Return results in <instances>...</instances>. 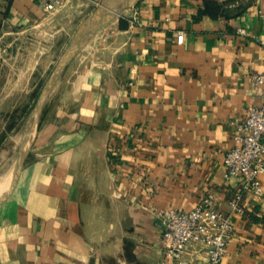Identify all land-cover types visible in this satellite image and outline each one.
Wrapping results in <instances>:
<instances>
[{
	"label": "crops",
	"instance_id": "0c3cea01",
	"mask_svg": "<svg viewBox=\"0 0 264 264\" xmlns=\"http://www.w3.org/2000/svg\"><path fill=\"white\" fill-rule=\"evenodd\" d=\"M102 1L68 0L58 20L95 26ZM259 10L264 0L231 12L138 0L104 22L42 98L17 176L0 180V264H172L153 208L189 210L213 192L227 212L238 191L221 264H264V172L258 197L223 162L264 99ZM49 15L38 0H0V34L28 35ZM183 264H206L199 244Z\"/></svg>",
	"mask_w": 264,
	"mask_h": 264
},
{
	"label": "rangeland",
	"instance_id": "374dc122",
	"mask_svg": "<svg viewBox=\"0 0 264 264\" xmlns=\"http://www.w3.org/2000/svg\"><path fill=\"white\" fill-rule=\"evenodd\" d=\"M117 1L120 0H104L94 9L107 5L108 10L104 12H108ZM253 1L210 0L220 12L239 11ZM65 6L59 4L56 9L46 10L47 15L50 14L46 20L49 22L30 26L28 35H20V28L13 29L6 39L0 34V180L15 171L20 151L24 156L35 125L36 113L33 112L41 92L84 26L81 24L88 14L73 23L67 16L60 17L59 22L58 16H62ZM60 30L66 32L58 33ZM3 44L10 46L6 49Z\"/></svg>",
	"mask_w": 264,
	"mask_h": 264
},
{
	"label": "built area",
	"instance_id": "2783aa9c",
	"mask_svg": "<svg viewBox=\"0 0 264 264\" xmlns=\"http://www.w3.org/2000/svg\"><path fill=\"white\" fill-rule=\"evenodd\" d=\"M45 10L56 9L68 0H38ZM264 19V11L259 10ZM240 33H245L239 28ZM178 32L177 42L183 41ZM252 79L264 87V71L252 74ZM226 177H236L258 197L262 186L260 175L264 172V99L251 105L244 121L237 124L233 145L224 153ZM219 198L206 193L198 204L189 210L154 207L153 212L162 223L161 245L172 264H183L189 245L199 244L205 253L206 264H221L228 253L234 231L233 215L243 213L242 192H235L229 199V211H223Z\"/></svg>",
	"mask_w": 264,
	"mask_h": 264
},
{
	"label": "water",
	"instance_id": "95a60500",
	"mask_svg": "<svg viewBox=\"0 0 264 264\" xmlns=\"http://www.w3.org/2000/svg\"><path fill=\"white\" fill-rule=\"evenodd\" d=\"M138 0H128V3H124L121 5H118V7L114 8L113 11L108 12V14H105L104 16H99L98 17V22H96L95 26H92L91 24H88L89 22H86L82 29L79 31V34L74 38L73 42L71 43L70 47L68 50L64 53L60 61L58 62L56 68L54 69L53 73L51 74L50 78L48 79L46 85L44 86L41 95L38 99V102L34 108L35 113L37 111V108H39L40 103L42 102V98H44L45 94L50 90V88L54 85L55 81L57 80L58 76L61 74L63 69L67 66V64L70 62V60L75 56V54L79 51V49L87 42V40L90 38V36L106 21L115 18L118 14H120L125 8L135 4ZM93 17V16H92ZM93 18H90L92 21ZM90 21V22H91ZM22 151H20L19 156H18V165L17 167V172L16 176L19 172L20 166H21V161H22ZM15 176V179H16ZM14 179V182H15ZM13 182V184H14ZM12 184V186H13ZM11 186V187H12ZM10 187V189H11ZM9 189V190H10ZM8 190V192H9ZM7 192V193H8ZM6 193V194H7ZM4 197V195L2 196ZM0 197V199L2 198Z\"/></svg>",
	"mask_w": 264,
	"mask_h": 264
},
{
	"label": "bare ground",
	"instance_id": "6f19581e",
	"mask_svg": "<svg viewBox=\"0 0 264 264\" xmlns=\"http://www.w3.org/2000/svg\"><path fill=\"white\" fill-rule=\"evenodd\" d=\"M124 3H128V0H120L119 3H118V1H117V3L113 4V5L109 8L110 10H109L108 12L113 11V9L116 8V7H118V5H121V4H124ZM108 12H101L99 16H100V17H101V16H104L105 14H108ZM105 16H106V15H105ZM38 110H39V109H38ZM35 113H36V112H35ZM36 114H37V113H36ZM16 162H17V161H16Z\"/></svg>",
	"mask_w": 264,
	"mask_h": 264
},
{
	"label": "trees",
	"instance_id": "16d2710c",
	"mask_svg": "<svg viewBox=\"0 0 264 264\" xmlns=\"http://www.w3.org/2000/svg\"><path fill=\"white\" fill-rule=\"evenodd\" d=\"M208 2H210V0H207ZM210 3H212V2H210Z\"/></svg>",
	"mask_w": 264,
	"mask_h": 264
}]
</instances>
